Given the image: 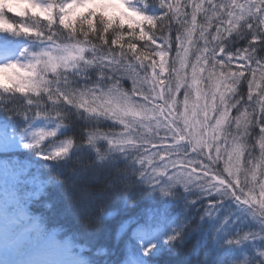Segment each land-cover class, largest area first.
<instances>
[{
    "label": "snow or ice",
    "instance_id": "1",
    "mask_svg": "<svg viewBox=\"0 0 264 264\" xmlns=\"http://www.w3.org/2000/svg\"><path fill=\"white\" fill-rule=\"evenodd\" d=\"M88 2L101 7L77 10ZM20 3L27 7L0 10V32L55 42L58 25L65 30L64 42L54 43L34 62L0 64V89L50 93L44 74L51 78L86 59L100 64L105 69L101 76L111 81L108 90L89 89L65 99L89 112L110 115L127 125L125 131L134 129V139L125 142L140 144L141 163L150 166L145 172L154 180L167 176L185 185L200 181L264 207V60L255 55V45L264 40V0H161L164 11L156 16L134 7L132 0ZM69 3L76 6L71 12ZM5 10L22 21H46L48 31L14 22ZM242 30L252 33L249 45L230 50L231 37ZM125 80L131 87H125ZM242 84L247 88L244 95ZM253 125L260 128L255 159L248 142ZM48 135L54 133L41 131V140ZM67 151L57 149L53 155ZM19 224L18 218L0 211V264H38L28 255L35 226L13 227Z\"/></svg>",
    "mask_w": 264,
    "mask_h": 264
},
{
    "label": "trees",
    "instance_id": "2",
    "mask_svg": "<svg viewBox=\"0 0 264 264\" xmlns=\"http://www.w3.org/2000/svg\"><path fill=\"white\" fill-rule=\"evenodd\" d=\"M155 2H147V14L159 12ZM9 3L0 1V10L8 9ZM5 14L14 22H26L42 32L48 31L46 21L32 17L22 21L7 10ZM3 15L0 12V25L4 23ZM54 30L55 42L36 35L0 32V46L24 39L28 47L16 61L31 63L51 51L54 43L64 42L65 30L58 25ZM244 34H248L246 40ZM251 38V32L242 30L230 41L237 40L236 47L243 48ZM255 47L256 57L264 60V40ZM31 55L36 58H28ZM8 58L0 53V61ZM76 66L74 70L60 69L51 78L50 73L44 74L46 87L53 89L50 93L43 89L39 95L0 89V148L9 142L10 134L17 137L11 155L1 152L0 157L5 162L6 154L10 155L5 169L14 175L15 202L36 218L33 238L58 229L59 241L79 248L92 264H120L124 261L122 251L134 254V264H264V208L247 205L200 181L185 185L167 176L154 180L150 172H145V168H150L147 164H143L140 174L141 160L137 156L143 154L142 149L125 142L132 140L130 133L134 129L125 131L127 125L121 127L120 121L110 115L89 112L65 99H74L73 94L94 88L97 92L107 91L111 83L101 76L105 69L100 64H90L86 59ZM124 84L131 87L127 80ZM246 91L242 84L240 94ZM232 115H236L235 109ZM46 124L66 125L56 137L41 140L40 133ZM38 126L42 129L38 130ZM163 134L161 130L160 135ZM259 134L260 128L253 125L248 137L253 159L259 157ZM60 135L68 141L64 145L53 141ZM61 148L68 151L53 155ZM121 153L134 154L135 159L126 162ZM189 158H193L191 154ZM4 179L5 175L0 176V181ZM134 185L141 192L133 196ZM141 224L151 230L142 239L134 233Z\"/></svg>",
    "mask_w": 264,
    "mask_h": 264
},
{
    "label": "rangeland",
    "instance_id": "3",
    "mask_svg": "<svg viewBox=\"0 0 264 264\" xmlns=\"http://www.w3.org/2000/svg\"><path fill=\"white\" fill-rule=\"evenodd\" d=\"M0 1H3V2H5V3H9V2H11L12 0H0ZM135 0H132V4H133V6L134 7H136V8H138V9H140L141 11H143V12H145V10H144V8L146 7V6H148L149 4H147V2L149 1V0H140V1H138V2H134ZM152 4V3H151ZM150 4V5H151ZM155 4V6L159 9V12L158 13H150V15H153V16H156V15H159V14H161L163 11H164V9L161 7V0H156V2L154 3ZM153 5V4H152ZM146 13V12H145ZM155 14V15H154ZM198 19V21H199V17L197 18ZM248 35V34H247ZM246 34H244V38H245V40H246V37L245 36H247ZM238 44V42H237V40H234V41H229V49L230 50H232V51H235L236 49H239V48H237L236 47V45ZM49 47L51 46L50 44L48 45ZM28 58H36V57H34L33 55H31V56H28ZM31 61V60H30ZM6 63H9V61H4V60H2V61H0V64H6ZM22 63V62H21ZM236 63L237 62H234V66H233V70H235L236 69ZM76 68H77V66H75ZM75 67H69V68H67V69H62V70H74V68ZM62 70H58V72L59 71H62ZM57 72V73H58ZM56 73V74H57ZM95 79H97V78H95ZM94 79V80H95ZM93 86V85H92ZM93 88H94V86H93ZM94 90H96L95 88H94ZM181 90H183V89H181ZM183 95V91H181L180 92V94H179V96H182ZM73 96H76V94H73ZM180 98V97H179ZM70 117V116H69ZM69 117H67V119H69ZM65 125L66 124H63V125H61V127H57V125H51V124H46V126L42 129V128H40V126H38V130H40V129H42L43 130V132L44 133H54V135H48V136H46V138L45 139H47V138H49V137H56L57 135H58V133L60 134L61 132H62V130H63V128L65 127ZM120 126L121 127H124V126H126L125 124H123V123H121L120 122ZM64 138V135H60V136H58L57 138H55L53 141H59V142H57V143H60V144H62V145H64L66 142H68L65 138ZM139 146V145H138ZM140 148H141V146H139ZM155 150V149H154ZM154 150H151V151H154ZM138 157V159H140L141 160V157H142V155H139V156H137ZM154 162H155V160H154ZM136 164H137V162H135ZM138 163H140V165H138L139 166V173H140V171L142 170V167H143V164L141 163V161H138ZM148 165V164H147ZM146 165V166H147ZM149 171H151V168H149ZM141 174V173H140ZM4 175L6 176V180L4 181V182H12V181H14V175L11 173V171H6L5 173H4ZM141 177V176H140ZM140 179H142V178H140ZM145 183H144V180L142 181V186L144 185ZM140 185V186H141ZM135 186V185H134ZM133 188V187H132ZM125 189L127 190L128 189V187H125ZM131 189V188H130ZM140 188L139 187H137V186H135V189H132L133 190V192H132V195L134 196V194H137V193H139V192H141L140 190H139ZM133 196H131V197H133ZM130 197V198H131ZM241 205H244L243 203H241ZM247 205H249V204H247ZM254 206H256L255 204H254ZM258 209H259V207H257ZM264 208V207H263ZM0 211H3L8 217H10L11 215L10 214H8L7 213V211L4 209V208H1L0 207ZM163 216H166V215H163ZM11 217H15V218H18L19 220H26V218H27V215L26 214H17V215H13V216H11ZM171 224L169 223V226H170ZM159 229H160V227H159ZM55 236H57V233L55 234L54 232H52V233H49V237H55ZM28 255L33 259V260H35V261H37L38 262V264H48V262H47V260L45 259V258H47V254H46V252H43V253H39V254H36V252L35 251H30L29 253H28ZM39 260V261H38Z\"/></svg>",
    "mask_w": 264,
    "mask_h": 264
},
{
    "label": "clouds",
    "instance_id": "4",
    "mask_svg": "<svg viewBox=\"0 0 264 264\" xmlns=\"http://www.w3.org/2000/svg\"><path fill=\"white\" fill-rule=\"evenodd\" d=\"M7 7L12 8L14 11H20L21 9L27 7V5L23 3H9ZM100 7H101L100 5L88 2V3L81 4L77 10L84 11L85 9H93V8L99 9ZM74 8H76V6L69 3L68 11L71 12L73 11ZM5 79H6V74H5Z\"/></svg>",
    "mask_w": 264,
    "mask_h": 264
}]
</instances>
